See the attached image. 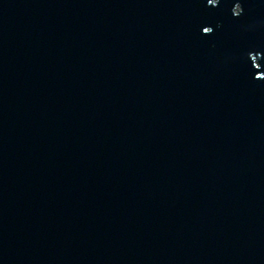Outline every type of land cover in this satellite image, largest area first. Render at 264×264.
Returning <instances> with one entry per match:
<instances>
[{
  "label": "water",
  "instance_id": "1",
  "mask_svg": "<svg viewBox=\"0 0 264 264\" xmlns=\"http://www.w3.org/2000/svg\"><path fill=\"white\" fill-rule=\"evenodd\" d=\"M0 264H264V0H0Z\"/></svg>",
  "mask_w": 264,
  "mask_h": 264
}]
</instances>
